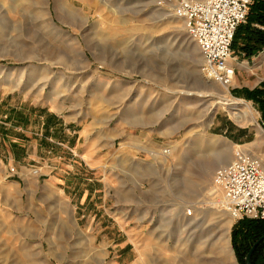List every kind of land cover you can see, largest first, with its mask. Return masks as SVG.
Segmentation results:
<instances>
[{
	"label": "rangeland",
	"instance_id": "1",
	"mask_svg": "<svg viewBox=\"0 0 264 264\" xmlns=\"http://www.w3.org/2000/svg\"><path fill=\"white\" fill-rule=\"evenodd\" d=\"M159 1L0 0V71H16L0 74V138L11 135L5 115L18 101L6 91L18 88L20 101L31 94L109 148L106 197L93 198L92 219L76 199L72 221L57 231L35 214L37 188L48 180L16 182L9 170L16 175L19 164L9 165L0 175V264H185L186 255L246 264L242 238L255 220L231 218L214 178L238 147L264 159V110L205 82L200 55L174 41L190 38L184 21ZM216 115L229 128L210 129ZM8 145L0 142V153L8 156ZM189 210L195 219L184 221ZM126 242L136 249L130 263L119 260Z\"/></svg>",
	"mask_w": 264,
	"mask_h": 264
},
{
	"label": "crops",
	"instance_id": "2",
	"mask_svg": "<svg viewBox=\"0 0 264 264\" xmlns=\"http://www.w3.org/2000/svg\"><path fill=\"white\" fill-rule=\"evenodd\" d=\"M259 11L264 14V9ZM262 29H264L262 24L252 20L240 25L231 60L236 75L229 88L234 99L245 102L255 100L264 106V94L260 93L264 89V46H262V38L257 41L258 35L263 33ZM190 38L174 41L180 42L184 47L187 46L189 51L192 50L200 55L203 62L204 58L199 46L193 38ZM138 64L139 67L140 61ZM9 72L10 75L5 71H0V74H7L6 78H9L14 76L16 71ZM30 75L36 77L38 74ZM18 76L23 77L24 71H19ZM23 93L15 88L6 91L5 94L6 98H18V101L15 103L16 106L7 108L8 113L5 115L8 119L6 124L12 132L11 135L0 138L2 148L9 144L8 156L6 153H0V175L6 176L9 165L17 163L19 171L14 174L16 182L24 183L30 179L31 174L39 177V180L41 177L43 180H48L37 188L36 204L37 202L40 204V212H35L45 224L47 223L44 226L47 230L50 228V222L54 223V231H57L56 223L72 221L73 209L70 205L76 199V208L84 206L83 209L79 208L84 212L87 210L88 218L92 219L93 212L89 208L92 207L93 198L97 193L104 192V195H107L108 185L103 175L106 172L105 163L109 158L108 141L102 136L94 137L84 122L67 119L64 113L35 99L32 101L30 98L32 95L29 93H26L29 97H23L20 101ZM218 116L214 117L209 128H229L228 123L224 125L220 123ZM244 135L247 137L248 133L245 131ZM65 159L73 164L65 165L63 162L66 161ZM34 167H40L38 168L40 173H35ZM93 175L99 176L100 179H95L96 182L90 184L93 182ZM106 215L109 218L113 216L105 209L104 216ZM116 222L121 227L119 219ZM59 228V231L63 230L61 226ZM121 230L125 232V229ZM127 248L126 246L124 248L126 250L122 253L124 256L119 257L123 263H130L136 259V257L132 258L136 249L131 254Z\"/></svg>",
	"mask_w": 264,
	"mask_h": 264
},
{
	"label": "built area",
	"instance_id": "3",
	"mask_svg": "<svg viewBox=\"0 0 264 264\" xmlns=\"http://www.w3.org/2000/svg\"><path fill=\"white\" fill-rule=\"evenodd\" d=\"M252 4L253 0L159 1L160 6L171 7V12L184 21L188 34L199 46L204 58L202 75L226 87L236 75L231 62L234 40L240 25L247 22ZM15 172L14 167L10 168V175ZM214 182L222 189L224 208L234 221L264 220L263 158L238 147L233 161L217 170Z\"/></svg>",
	"mask_w": 264,
	"mask_h": 264
},
{
	"label": "trees",
	"instance_id": "4",
	"mask_svg": "<svg viewBox=\"0 0 264 264\" xmlns=\"http://www.w3.org/2000/svg\"><path fill=\"white\" fill-rule=\"evenodd\" d=\"M260 9H264V0H254L250 8L248 19L249 21L252 20L253 22H257L259 24H262V26H264V14L259 11ZM262 30L263 31L261 32L263 33L258 35L257 41L259 42L262 38V46H264V29ZM260 93L264 94V89L263 91H260ZM262 108L264 109V106H262ZM246 229H247L246 230L247 233H249V236L246 235L247 237H243L242 240L244 241L246 239L249 240L250 244L249 246H247V252H246L247 255L251 250V248L253 247V245L255 244V242L264 235V220L250 221L249 224L246 226ZM263 250H264V241L258 246V248L256 249L253 255L252 258L253 264H264Z\"/></svg>",
	"mask_w": 264,
	"mask_h": 264
},
{
	"label": "bare ground",
	"instance_id": "5",
	"mask_svg": "<svg viewBox=\"0 0 264 264\" xmlns=\"http://www.w3.org/2000/svg\"><path fill=\"white\" fill-rule=\"evenodd\" d=\"M162 14H166V13H162ZM165 16H168V18L169 19H171L172 17V19H175L176 17L173 15V16H170L169 14L168 15H165ZM175 17V18H174ZM171 21V20H170ZM205 82L206 83H208L209 85H211L212 83L214 84V82H212V81H208V80H205ZM216 84V83H215ZM251 115L252 114H254L252 111H251V113H250ZM217 187L216 186H213L211 189H210V194L211 195H214V194H216L217 193ZM196 210H197V207H196ZM222 212V211H221ZM188 214V215H187ZM187 214L183 217L184 219V221L185 220H190V219H195V218H191L192 216L191 215H193V211H191V210H189L188 212H187ZM189 225V224H188ZM181 226V225H180ZM185 227H186V225H185ZM186 245V244H185ZM184 245V246H185ZM190 245V244H189ZM187 247V246H186ZM189 247V246H188ZM185 252V251H184ZM189 252V251H188ZM193 254H194V252H193ZM192 256V255H191ZM184 263L185 264H203V262H202V260H195V261H193L192 260V258H190L189 257V255H186L185 256V258H184Z\"/></svg>",
	"mask_w": 264,
	"mask_h": 264
},
{
	"label": "water",
	"instance_id": "6",
	"mask_svg": "<svg viewBox=\"0 0 264 264\" xmlns=\"http://www.w3.org/2000/svg\"><path fill=\"white\" fill-rule=\"evenodd\" d=\"M264 241V235L262 237L259 238V240H257L255 242V244L253 245V247L251 248V250L249 251V253L246 256V264H253L252 263V258L253 255L256 251V249L258 248V246Z\"/></svg>",
	"mask_w": 264,
	"mask_h": 264
}]
</instances>
